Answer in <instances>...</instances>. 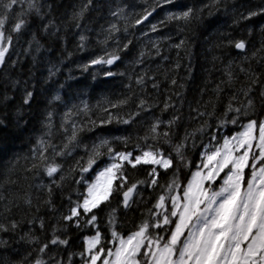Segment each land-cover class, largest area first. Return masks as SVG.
<instances>
[{"label": "snow or ice", "instance_id": "snow-or-ice-1", "mask_svg": "<svg viewBox=\"0 0 264 264\" xmlns=\"http://www.w3.org/2000/svg\"><path fill=\"white\" fill-rule=\"evenodd\" d=\"M222 3L223 0H215L211 7L218 9ZM205 7L179 0H146L139 13H130L117 0H82L70 17L79 37V50L87 51L90 46L85 34L88 29L82 23L87 14L102 13L105 8L108 13L97 33V43L104 46L103 54L94 55L82 65V70L99 66L105 68V79L125 76L113 66L122 60L120 53L133 45V39L128 37L136 34L129 31L130 27L148 37L159 56V40L153 41L150 33L170 24L184 31L203 20ZM158 9L165 12L154 23L150 18ZM56 15L54 0H0V109L15 106L14 119L6 123L0 118V128L11 125L23 133L34 123L38 125L33 128L39 135L25 171L38 178L35 188L46 190L43 204L48 210L57 212L53 200L56 189L63 194L69 181L75 185L67 194L68 210L59 214L50 235L44 217L29 215L33 207L40 211L38 193L15 194L5 204L0 213V248L7 250L13 242L27 245L22 257L12 264H264V91L259 92V112L253 96L260 77L243 62L236 65L250 83L247 88L229 93L221 104L225 87H232L239 79L229 62L225 69L227 79L214 89L215 101L209 99L199 106H190L188 119L198 123L191 130L185 128L182 138L174 131L180 125V115L167 121L156 118L144 125L142 133L133 134L125 128L123 134L97 133L85 138V132L114 123L138 124L137 117L143 119L142 113L151 112L153 105L139 99L136 110L122 117L114 110L126 106L131 97L115 103L106 100L102 109L106 115L93 119L87 103L76 104L75 97L62 100L57 92L44 110L33 113L36 85L13 78L11 70L21 63V57H30L35 67L43 59L41 53L51 49V45L46 47L42 42L45 39H66ZM257 17L264 19V0L240 12L236 23ZM146 22L149 30L140 29ZM259 29L264 36V23ZM248 32L251 35L252 28ZM227 43L243 54L245 62L264 54V40L251 58L244 39ZM171 47L178 50L179 56L186 41L180 39ZM145 56L151 58L152 53L141 49L134 62L137 67L143 66ZM62 65L63 60L48 67L46 82L58 75ZM179 67L177 63L176 68ZM74 78L69 72L68 79ZM146 78L152 80L154 89L158 88L156 77L145 70L135 81L141 91ZM21 83L23 92L16 104ZM171 84L177 85V80L171 79ZM54 102L63 104L62 114L52 107ZM169 108L179 111L170 99L162 111ZM197 147L199 162L194 163L191 154ZM69 158L72 163L65 167ZM130 171H142L146 176L133 181ZM141 203L148 207L140 213V222L123 231L119 209L127 216L134 208L139 210ZM14 208L22 209L25 215L17 219L12 215ZM70 229L84 233L79 251L73 249Z\"/></svg>", "mask_w": 264, "mask_h": 264}, {"label": "trees", "instance_id": "trees-1", "mask_svg": "<svg viewBox=\"0 0 264 264\" xmlns=\"http://www.w3.org/2000/svg\"><path fill=\"white\" fill-rule=\"evenodd\" d=\"M82 0H54L56 7V19L62 22L64 32L61 40L45 39V46L51 45L49 52L41 53L43 59L34 67L31 58L21 57V63L11 70L13 78L28 81L30 84L36 85V98L33 103V113L42 111L47 106L48 101L54 97L57 92L62 97V100H67L75 97L74 103L79 104L82 101L87 103L91 112L89 115L93 119L103 117L106 113L103 112L105 101H116L125 97H131L126 106L120 109H115L122 117L127 116L129 112H134L137 108L139 99H145L149 104L153 105L151 112L142 113V117H137L140 123H134L132 126H124L113 124L104 128H96L94 131L85 132V138L95 137L97 133L104 135L123 134L127 128L130 133L141 132L146 123H151L154 119L159 118L167 121L174 115L181 116L179 127L175 128L177 136L182 138L185 128L191 130L197 126V121H189L190 106L196 107L200 103H206L209 99L215 101L216 93L214 91L216 85H219L222 80H226L225 69L229 62L234 65V71L239 79L232 87H225L222 93L221 104L227 101L229 93H235L237 90L247 88L250 81L239 73L236 65L250 67L251 70L260 77L259 82L254 86L253 96L257 104V112L260 110L259 92L264 91V59L258 55L249 61H243V54L238 53L234 47L228 45L229 40L244 39L248 45V56L251 58L253 52H258L261 48L264 36L261 35L259 25L264 23V19L260 17L253 21H241L236 23V18L240 12L249 8L258 6L261 0H223L220 8L213 9L211 6L215 0H179L180 3H185L195 7H205L204 18L198 23H193L184 31H178L175 24H170L167 27L161 28L157 33H150L153 41L159 40L161 55H155L154 45L149 42L148 37H143L139 34L138 29L129 28V31L135 33L134 36H129L133 39V45L127 52L120 53L122 60L113 66L115 71H123L125 76L105 79L103 72L105 68L97 66L95 69L89 68L88 71L82 70V65L87 63L94 55L103 54V45L97 43V33L100 25L106 23L108 17L107 9L102 13L90 12L82 22L88 29L85 33L89 37V48L87 51L78 49L79 37L77 30L72 27L70 17L74 9L78 8ZM118 3H123L128 7L129 12L139 13L145 6L146 0H117ZM211 11L212 14L208 15ZM165 9H158L151 17L152 22L159 21L164 15ZM252 28V34L249 35L248 29ZM140 29H146L140 25ZM163 33V34H162ZM123 35V33H121ZM156 35V36H155ZM180 39H185L186 47L179 50L172 48L171 45L178 42ZM141 49H145L152 53L151 58L145 56L142 67H137L134 63L138 58ZM71 54L70 57L68 54ZM15 58V57H14ZM63 60V65L57 76L52 78V81H47L48 67L51 64L59 63ZM51 61V64L49 63ZM179 63V69L176 68ZM147 71L149 76L156 77L158 88L152 87V80L146 78L144 90L141 91L135 81L139 78L143 71ZM69 72L75 77L69 80ZM177 80V85L171 84V79ZM67 81V83H65ZM64 84V88L60 85ZM131 85V87H129ZM183 85V87H181ZM23 83L19 86L16 93V104H19L20 97L23 92ZM3 91V89H0ZM176 105V111L169 108L168 111H162L163 105L169 102ZM100 105L101 107H97ZM52 107L57 109L58 113L62 114L63 104L54 102ZM110 107V105H109ZM211 110V105H209ZM15 106L7 110L0 109V118L5 119L7 123L13 120ZM194 115V113H193ZM81 119H84L82 116ZM59 120V115L57 116ZM34 127H38L35 123L29 127L27 132H20L15 127L0 128V141H3V146L0 147V213L4 212L5 204L12 200L15 194H23L31 191L38 193L41 197L39 201L40 211L36 212L35 207L29 215H39L45 218L49 225V235L51 227L55 224L60 213H66L68 210L67 194L73 191L75 185L71 181L66 185L63 194L59 189L55 190L53 200L57 209L56 213L51 212L43 204V200L47 196L46 190L40 191L35 188L37 177H34L31 172L25 171V166L31 161L28 157L31 150L36 146L34 141L39 135L33 131ZM131 148V145H129ZM200 148L191 154V159L194 163H198V153ZM82 154V153H81ZM72 163L69 158L67 167ZM15 169L12 170V166ZM186 172V170H185ZM131 179H144L145 172L130 171ZM46 179V178H45ZM14 181V183H13ZM32 186L31 188L29 186ZM74 195V192H73ZM139 199V198H137ZM144 200H148L145 193ZM19 203V201H17ZM114 206L115 202H114ZM148 205L141 203L139 210L133 209L131 212L124 214L122 208L118 211V217L122 225V230L127 231L138 224L141 220V212H145ZM17 219L24 216L22 209H13V213ZM103 215V214H102ZM73 240V249L79 251L82 243L83 232H76L75 229H70ZM44 238V234H41ZM7 239V237H4ZM27 245H20L13 242L7 250L0 248V261L4 264H12L13 261L19 260L24 254ZM18 249V251H17Z\"/></svg>", "mask_w": 264, "mask_h": 264}, {"label": "rangeland", "instance_id": "rangeland-1", "mask_svg": "<svg viewBox=\"0 0 264 264\" xmlns=\"http://www.w3.org/2000/svg\"><path fill=\"white\" fill-rule=\"evenodd\" d=\"M146 25H147V23H146L145 25H143V27H146L145 30H149V27H150V26H146Z\"/></svg>", "mask_w": 264, "mask_h": 264}, {"label": "bare ground", "instance_id": "bare-ground-1", "mask_svg": "<svg viewBox=\"0 0 264 264\" xmlns=\"http://www.w3.org/2000/svg\"><path fill=\"white\" fill-rule=\"evenodd\" d=\"M163 34V33H162ZM156 36V35H155Z\"/></svg>", "mask_w": 264, "mask_h": 264}]
</instances>
